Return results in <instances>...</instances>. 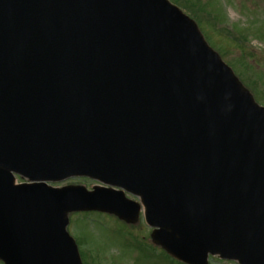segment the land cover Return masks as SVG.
Here are the masks:
<instances>
[{
	"label": "water",
	"instance_id": "water-1",
	"mask_svg": "<svg viewBox=\"0 0 264 264\" xmlns=\"http://www.w3.org/2000/svg\"><path fill=\"white\" fill-rule=\"evenodd\" d=\"M71 176L142 196L186 263L264 264V107L168 0H0L5 264H83L75 211L137 220L123 190L45 183Z\"/></svg>",
	"mask_w": 264,
	"mask_h": 264
},
{
	"label": "rangeland",
	"instance_id": "rangeland-1",
	"mask_svg": "<svg viewBox=\"0 0 264 264\" xmlns=\"http://www.w3.org/2000/svg\"><path fill=\"white\" fill-rule=\"evenodd\" d=\"M201 2L203 6L194 9L197 12L189 9L193 15H198V19L188 10L187 14L194 17L208 44L252 91L256 100L264 105V0ZM238 30L244 35V40ZM230 38L239 39L240 44ZM242 40L244 48L241 47ZM17 177L19 182L27 181ZM50 184L58 187L84 185L93 189L99 182L89 178H73ZM126 194L139 201L130 193ZM132 224L109 213L74 212L70 214L68 231L78 241L85 264H184L153 243V228L146 223L143 213ZM210 258V264L227 263L218 257Z\"/></svg>",
	"mask_w": 264,
	"mask_h": 264
},
{
	"label": "trees",
	"instance_id": "trees-1",
	"mask_svg": "<svg viewBox=\"0 0 264 264\" xmlns=\"http://www.w3.org/2000/svg\"><path fill=\"white\" fill-rule=\"evenodd\" d=\"M175 2L178 3H182L186 8L188 9H192L194 10L197 7H201V2L200 0H173ZM195 12H197V10H194ZM196 17L198 18V15H196Z\"/></svg>",
	"mask_w": 264,
	"mask_h": 264
}]
</instances>
